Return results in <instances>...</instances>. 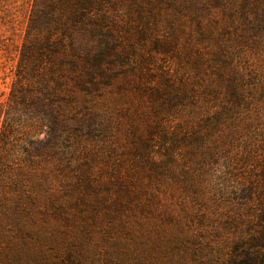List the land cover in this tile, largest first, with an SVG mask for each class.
I'll use <instances>...</instances> for the list:
<instances>
[{"label":"trees","instance_id":"obj_1","mask_svg":"<svg viewBox=\"0 0 264 264\" xmlns=\"http://www.w3.org/2000/svg\"><path fill=\"white\" fill-rule=\"evenodd\" d=\"M192 1L185 33L171 0H27L0 264H264V0Z\"/></svg>","mask_w":264,"mask_h":264},{"label":"rangeland","instance_id":"obj_2","mask_svg":"<svg viewBox=\"0 0 264 264\" xmlns=\"http://www.w3.org/2000/svg\"><path fill=\"white\" fill-rule=\"evenodd\" d=\"M171 1L176 10L186 15L181 21H179V24L181 25L180 31L185 33L193 32L194 20L199 17L200 13L199 11H196V13L190 15L184 10V8H191L197 3L195 4L192 0ZM199 4H201V0H198V5ZM28 10L29 3H27V0H4L3 3H0V102H5L7 98L8 88L17 58L16 50H18L23 42V30L25 28ZM122 13L124 12L122 11ZM133 27L138 26L135 25ZM150 28L151 30L145 31L144 35L139 37V40H143L144 42L140 43L137 42V39H133L136 44L146 46L148 52L157 46L155 40L152 39L155 31H153L152 27ZM161 32L163 31L161 30ZM184 38V34H180V42L184 43ZM146 59H151L152 62L156 61V59L152 57ZM123 153L127 155L125 151ZM129 158H132V156ZM175 203L174 200L171 201L172 205H175ZM76 236L77 242L81 244L83 242L82 238L80 235ZM65 252L66 249H58L56 258H60L63 261L65 258ZM81 252L85 256L87 255L88 259H82L80 264H118L113 257L115 249L112 248L111 244H102L100 245L99 250L98 248L93 247L89 252ZM63 263L68 264L64 261ZM131 263L133 264V262ZM52 264H60V262L57 263V260H54Z\"/></svg>","mask_w":264,"mask_h":264},{"label":"bare ground","instance_id":"obj_3","mask_svg":"<svg viewBox=\"0 0 264 264\" xmlns=\"http://www.w3.org/2000/svg\"><path fill=\"white\" fill-rule=\"evenodd\" d=\"M104 262V261H103Z\"/></svg>","mask_w":264,"mask_h":264}]
</instances>
